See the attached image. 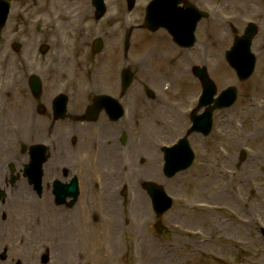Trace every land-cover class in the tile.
Segmentation results:
<instances>
[{
  "label": "flooded vegetation",
  "instance_id": "flooded-vegetation-1",
  "mask_svg": "<svg viewBox=\"0 0 264 264\" xmlns=\"http://www.w3.org/2000/svg\"><path fill=\"white\" fill-rule=\"evenodd\" d=\"M57 33L42 41L44 52L0 50V264L19 263L17 244L42 245L43 230L50 247L26 253V264L46 263L51 250L60 262L77 261L80 216L89 219L84 229L95 199H125L126 182L138 180L128 167L152 171L155 139L171 134L166 105L142 97L151 79L123 90L124 72L137 75L144 60L129 56L141 45L128 43L119 19L101 29L99 46L74 18L60 20Z\"/></svg>",
  "mask_w": 264,
  "mask_h": 264
},
{
  "label": "rangeland",
  "instance_id": "rangeland-1",
  "mask_svg": "<svg viewBox=\"0 0 264 264\" xmlns=\"http://www.w3.org/2000/svg\"><path fill=\"white\" fill-rule=\"evenodd\" d=\"M146 1L136 0L132 15L126 20L128 23L135 24L143 16ZM192 1L208 11L209 17L198 26V45L188 62L199 65L204 62L201 59L204 54L205 66L217 93L233 86L237 100L229 109L214 113L212 130L206 138L192 137L197 144L193 148L194 163L188 170L171 180L164 181L159 176L158 181L173 199V208L159 218L165 232L156 231L147 201L129 200L130 197L126 202L116 200L111 202L113 212L106 218L102 231V226L95 225L93 229L107 234L109 227L107 241L110 243L111 232L116 236L115 246L111 248L106 242L95 255L93 250L84 248L85 236L80 231L76 264H264V242L258 233L264 227V197H260L264 196V0ZM108 2L110 16L95 26L86 15L88 0H11L0 43L9 50L6 38L10 36L23 49H35L41 37L44 39L45 34L52 33L50 29L54 27L48 25L58 23L60 13L69 12L68 16L73 18L79 16L74 8L77 5L85 8L77 19L85 23L87 35L93 36L95 28L101 29L113 18H124L123 9L120 13L117 7L111 6L117 0ZM41 20L45 24L42 27L36 23ZM248 21L259 31L252 47L256 65L252 77L240 83L223 56L231 44L232 29L241 32ZM151 46L149 43L144 49ZM161 71L162 65L154 68L151 77L158 81ZM193 84L190 81L172 89L179 90L182 97L187 95L183 98L186 101L196 95ZM165 95L169 103L178 100V95ZM183 105L187 104L183 102ZM173 107L180 109L175 104ZM176 126L171 129L181 132L182 127ZM241 150L246 159L238 165ZM120 205L124 207L123 212ZM239 222H242L240 226ZM14 255L21 261L19 251L14 250ZM22 262L25 263L23 258Z\"/></svg>",
  "mask_w": 264,
  "mask_h": 264
},
{
  "label": "water",
  "instance_id": "water-1",
  "mask_svg": "<svg viewBox=\"0 0 264 264\" xmlns=\"http://www.w3.org/2000/svg\"><path fill=\"white\" fill-rule=\"evenodd\" d=\"M158 5H155V13L154 17L150 14L147 15V24L154 29L159 26H163L169 29V27L173 25H178L181 20L178 17V10L176 9V3L174 0H160ZM99 8L102 7L99 5ZM186 12L182 14L185 16L183 19L186 23L189 24V37L187 41L192 43V31L196 24V22L202 17L201 14L194 11L192 8L186 6ZM8 12V4L0 2V26L3 25L6 15ZM181 16V15H179ZM187 24V25H188ZM254 34V28L250 26L245 35L236 40L235 46L232 51L228 54V59L231 63V66L237 71L240 76V79L247 78L253 68V57L249 54L248 46L250 38ZM204 83V102L209 104L212 102V95L214 90L208 80L203 79ZM234 90H227L219 96V98L215 101V107H227L231 105L234 101ZM214 107V108H215ZM213 108H209L200 120L196 123V128L198 130H204L207 133L210 129V116ZM192 159V155L188 151V149H181L173 152L168 158L167 169L170 170V175L174 174L178 170L185 169L190 165ZM158 205H159V213L162 210H165L169 207V199L166 198L160 190H158Z\"/></svg>",
  "mask_w": 264,
  "mask_h": 264
},
{
  "label": "bare ground",
  "instance_id": "bare-ground-1",
  "mask_svg": "<svg viewBox=\"0 0 264 264\" xmlns=\"http://www.w3.org/2000/svg\"><path fill=\"white\" fill-rule=\"evenodd\" d=\"M158 48L159 49H162V43L161 42H159L158 43ZM159 59V58H158ZM233 126V125H232ZM22 222L24 223V220H22ZM234 227H237V225H234ZM113 241H114V238H113V234H112V236H111V238H110V245H111V247H114V246H112L113 245Z\"/></svg>",
  "mask_w": 264,
  "mask_h": 264
}]
</instances>
